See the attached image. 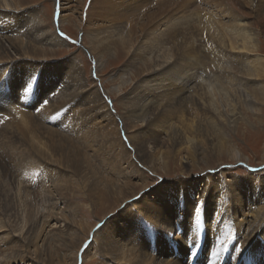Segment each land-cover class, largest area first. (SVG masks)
<instances>
[{"label": "bare ground", "instance_id": "obj_1", "mask_svg": "<svg viewBox=\"0 0 264 264\" xmlns=\"http://www.w3.org/2000/svg\"><path fill=\"white\" fill-rule=\"evenodd\" d=\"M74 1L59 0L64 30ZM27 2L0 0V264H264V173L149 174L204 173L225 128L262 111L264 0H91L90 52L127 57L119 116L78 60L40 58L65 41ZM70 190L98 222L58 208Z\"/></svg>", "mask_w": 264, "mask_h": 264}, {"label": "rangeland", "instance_id": "obj_2", "mask_svg": "<svg viewBox=\"0 0 264 264\" xmlns=\"http://www.w3.org/2000/svg\"><path fill=\"white\" fill-rule=\"evenodd\" d=\"M79 1L75 0L70 4L72 8L71 12H65L66 14L72 16L74 21L66 25V29L64 30L62 28V25L57 24L58 13L56 12L57 8L61 6L62 2L57 3V0H28L29 4H27L26 6H34L39 11H41L40 15L45 20V24L47 26H51L53 31H56L59 34L63 33V40L65 41L64 45H54L52 47L46 45V49L43 54L44 56H39L40 58L45 59L50 63H60L62 61L64 62L68 58L78 60L80 65H82V67L84 68L87 83L89 84L87 86H96L97 89H100L101 95H105L104 98L108 100V103L112 107L115 114L119 116L121 113L124 112V108L121 106V104L124 101L126 94L128 95V92L130 91L131 87L130 84H127L125 86H118L121 80L119 78L121 71L127 64V57H123L121 52L113 53L112 55L105 54L104 57H100L99 55L101 54H98L97 52H90L89 41L86 40V38L81 37L80 35L83 34L89 26L88 23H84L82 21L83 24L81 23V29L79 30L78 25L80 26V17L78 13L82 14V18L84 20V17L86 18L87 13L89 12L91 0ZM151 1L154 2L155 0ZM242 7L240 9H236L243 14L244 18L253 19L256 17V13L251 12L247 6L243 8ZM254 28L257 29V31L258 29H260L257 26H255ZM82 38L84 40H82ZM261 54L264 55V51ZM102 61L104 62V64L101 69H99L98 64ZM129 70L131 72V75H135V68L133 66L130 67ZM145 72L148 73L149 68H146L145 71H143V73ZM132 78L134 79V82L141 79H138V76H132ZM118 88L119 91L116 90ZM222 88H224V86H222ZM260 108L262 109V111L257 114V117H253L249 110H245L246 112L244 113V117L246 121H239L235 126L225 128L228 134V145L226 146V149L221 152L222 154H218L216 156H208L207 160L209 162L210 167L212 168L206 170L204 172L205 174L201 173L202 167L206 168L205 166H202L200 169H193L191 171L192 173H187L185 172L186 170L180 172L178 168L179 164L176 163L175 160H169V174H165L164 172H162V170L159 171L158 175H153L149 173L150 178L153 179V182H155L154 184H162L165 175L170 179H176L178 176H181L184 173L192 174L190 176H196L199 182H201V179H203L206 174L210 172L214 174L220 170H224L226 172L225 176L228 177H224L225 179L231 177L247 178L249 174L264 173V107L261 106ZM239 151L240 154H242V158L245 160L233 161L231 157L236 154L234 152ZM103 166L104 165L99 166L100 170H103ZM106 172L107 175L110 174V172ZM240 183L242 182L239 181V184ZM239 184H237V186H239ZM64 197L65 198L63 200L59 201L60 203L58 205V208H64L66 202L68 203V200L70 199V203L72 205H75V207L80 208V213L77 218L79 225H82L84 226V228H86L88 225L92 226L96 222H98L97 220L101 216V206H97V208H92L87 202L86 198L83 196L82 192L73 190L66 191ZM38 201V199L34 202L33 200H31L33 204L37 205ZM108 201H111L109 197H107L106 200L103 201L104 205L102 206H106ZM16 214L17 213H10L9 220L12 221L16 219ZM98 225L100 224L97 223L94 228L95 230H97ZM91 236L88 242H86L85 244L90 245V243H92L90 242V239L92 238Z\"/></svg>", "mask_w": 264, "mask_h": 264}, {"label": "snow or ice", "instance_id": "obj_3", "mask_svg": "<svg viewBox=\"0 0 264 264\" xmlns=\"http://www.w3.org/2000/svg\"><path fill=\"white\" fill-rule=\"evenodd\" d=\"M59 2V0H57V3ZM61 36H63V33L60 34Z\"/></svg>", "mask_w": 264, "mask_h": 264}]
</instances>
